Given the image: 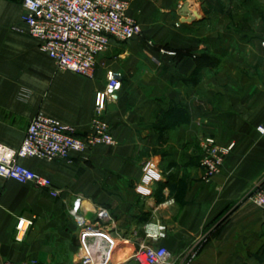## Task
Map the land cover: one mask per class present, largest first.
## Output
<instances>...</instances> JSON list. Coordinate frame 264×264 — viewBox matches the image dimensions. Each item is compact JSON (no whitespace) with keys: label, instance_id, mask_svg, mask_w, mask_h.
I'll return each mask as SVG.
<instances>
[{"label":"crops","instance_id":"crops-1","mask_svg":"<svg viewBox=\"0 0 264 264\" xmlns=\"http://www.w3.org/2000/svg\"><path fill=\"white\" fill-rule=\"evenodd\" d=\"M23 13V0H0V144L20 147L38 112L85 134L103 103L116 144L22 159L58 197L0 177V264H78L69 209L79 198L107 208L109 234L124 238L109 264H137L132 249L159 226L164 264H264V208L250 199L264 178V0H130L141 36L113 39L91 77L59 71ZM109 73L122 78L114 101L104 100ZM206 137L235 144L209 181ZM21 216L36 220L17 241Z\"/></svg>","mask_w":264,"mask_h":264},{"label":"built area","instance_id":"built-area-1","mask_svg":"<svg viewBox=\"0 0 264 264\" xmlns=\"http://www.w3.org/2000/svg\"><path fill=\"white\" fill-rule=\"evenodd\" d=\"M23 7L22 19L27 34L37 40L40 50L54 61L61 72L91 77L97 57L109 48L113 39L125 42L142 34V26L129 15L130 0H23ZM121 85V76L109 73L104 100H116ZM103 107L104 103L97 106L96 116L85 134H78L72 126L38 112L31 119L20 147L0 144V177L20 184H33L58 197L60 191L54 188L52 180L25 166L21 160H67L72 152H85L98 145H115L111 126L101 116ZM257 130L264 134V123ZM234 146V143L220 145L213 137L203 138L200 166L207 181L220 172L225 157ZM250 199L264 208V178ZM69 215L78 228L81 241L82 255L78 264H109L119 240L124 239L118 232L114 237L109 234L111 232L107 229L113 222L110 211L79 198L69 209ZM35 220V216L18 218L17 241L23 240ZM164 229V226L147 228L145 238L134 246L130 259L137 264L166 263L168 250L154 244L165 236ZM99 242L106 248L101 256L96 253ZM3 264L29 263L6 261Z\"/></svg>","mask_w":264,"mask_h":264},{"label":"bare ground","instance_id":"bare-ground-1","mask_svg":"<svg viewBox=\"0 0 264 264\" xmlns=\"http://www.w3.org/2000/svg\"><path fill=\"white\" fill-rule=\"evenodd\" d=\"M125 250H126V249H125ZM125 250H124V251H125ZM128 250H129V249H128ZM129 251H130V250H129ZM129 251H128V252H129ZM126 253H127V252H126ZM120 254L122 255L123 253H120ZM120 254H118V255L120 256ZM114 255H115V254H114ZM116 257H117V254H116ZM119 258H121V257H119ZM119 258H118V259H119ZM116 259H117V258H116ZM113 260H114V259H113ZM117 261H118V260H117ZM117 261H116V262H117ZM119 261H120V260H119ZM117 263H119V262H117ZM121 263H122V262H121Z\"/></svg>","mask_w":264,"mask_h":264}]
</instances>
